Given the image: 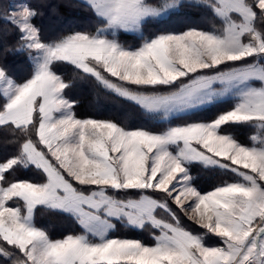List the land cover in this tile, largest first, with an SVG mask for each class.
<instances>
[{"label":"snow or ice","instance_id":"1","mask_svg":"<svg viewBox=\"0 0 264 264\" xmlns=\"http://www.w3.org/2000/svg\"><path fill=\"white\" fill-rule=\"evenodd\" d=\"M78 6L89 27L46 38L43 5L0 0V40L16 36L0 53L31 65L18 81L0 62V132L15 147L0 160V264H264V0ZM174 17L189 23L146 34ZM91 82L153 126L79 116L69 93ZM200 171L230 178L205 191ZM42 212L81 230L53 238ZM118 225L150 229L151 243Z\"/></svg>","mask_w":264,"mask_h":264},{"label":"trees","instance_id":"2","mask_svg":"<svg viewBox=\"0 0 264 264\" xmlns=\"http://www.w3.org/2000/svg\"><path fill=\"white\" fill-rule=\"evenodd\" d=\"M12 1L13 0H8L9 3ZM32 2L34 4L43 5L41 11L44 14L42 17L38 18L37 23L43 27L46 38H52L59 34H67L73 30H85L89 27L87 23V16L89 14L78 6L80 0H32ZM2 23L3 21H0V24ZM188 23L189 21L183 17H174L170 23L150 25L149 32H146V34L161 30H183ZM201 26L206 27L208 25L202 23ZM6 27L10 28L11 26L6 25ZM15 38V34H12L0 40V48L11 45ZM120 40L126 45H131L133 47L138 46L140 43L137 36L130 33H121ZM0 62L4 63L9 68L11 74L18 81H23L28 78L31 73V65L23 55L0 53ZM68 71L70 73L71 69H68ZM69 95L80 101L76 111L81 117L112 119L130 128L153 126L145 118L139 107L105 91L102 87L95 85L94 82L87 84L78 83L77 86L71 90ZM220 110L223 109L209 110L194 118L212 119ZM155 126L159 127L160 125ZM234 131H236L241 140L247 142V138L253 130L250 128H239ZM7 138L8 136L6 132H0V160H3L15 152L14 146H7L4 144V141ZM17 175L22 178H28L32 176L33 173L20 171ZM199 177L197 185L205 191L211 190L212 187L222 179L230 178L228 176H221L219 174L205 171H200ZM182 220L187 227L200 231L199 226L192 221H186L183 217ZM37 223L40 226L45 227L53 238H59L68 233L79 232L81 230L71 217L53 212H42L38 214ZM149 231L151 230L146 229L141 232L118 225L117 230L113 235L141 239L151 243Z\"/></svg>","mask_w":264,"mask_h":264},{"label":"rangeland","instance_id":"3","mask_svg":"<svg viewBox=\"0 0 264 264\" xmlns=\"http://www.w3.org/2000/svg\"><path fill=\"white\" fill-rule=\"evenodd\" d=\"M12 2H14V0L12 1ZM16 2H18V0H16ZM186 221L188 220L186 217H183ZM189 221V220H188ZM191 229V228H190Z\"/></svg>","mask_w":264,"mask_h":264}]
</instances>
